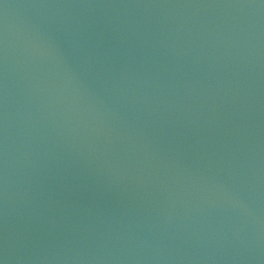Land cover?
Listing matches in <instances>:
<instances>
[{"label":"water","instance_id":"95a60500","mask_svg":"<svg viewBox=\"0 0 264 264\" xmlns=\"http://www.w3.org/2000/svg\"><path fill=\"white\" fill-rule=\"evenodd\" d=\"M2 264H264V0H0Z\"/></svg>","mask_w":264,"mask_h":264},{"label":"snow or ice","instance_id":"6c2138e0","mask_svg":"<svg viewBox=\"0 0 264 264\" xmlns=\"http://www.w3.org/2000/svg\"><path fill=\"white\" fill-rule=\"evenodd\" d=\"M0 264H2V261H0Z\"/></svg>","mask_w":264,"mask_h":264}]
</instances>
